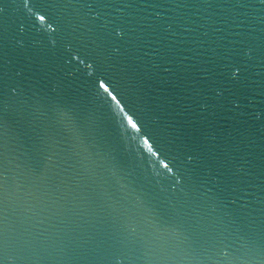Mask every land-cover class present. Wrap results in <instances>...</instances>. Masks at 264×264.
Listing matches in <instances>:
<instances>
[{"label":"water","instance_id":"obj_1","mask_svg":"<svg viewBox=\"0 0 264 264\" xmlns=\"http://www.w3.org/2000/svg\"><path fill=\"white\" fill-rule=\"evenodd\" d=\"M68 2L0 0L18 90L0 158V259L264 264V5ZM234 66L246 89L217 97ZM208 122L210 150L193 149Z\"/></svg>","mask_w":264,"mask_h":264},{"label":"snow or ice","instance_id":"obj_2","mask_svg":"<svg viewBox=\"0 0 264 264\" xmlns=\"http://www.w3.org/2000/svg\"><path fill=\"white\" fill-rule=\"evenodd\" d=\"M238 3H242L243 0H237ZM259 3L261 5H264V0H259ZM68 5L71 6L72 3L68 2ZM43 19V17H41ZM117 36L122 37L123 32L116 33ZM6 53L3 51V49H0V158L3 157L4 151L6 149V135L8 130V123L11 117V113L9 112V109L11 107L10 98L17 94L18 90L17 87L11 85L9 81V68H8V61L5 59ZM224 71H220V75H224L226 72V68H221ZM17 75H20L19 72H17ZM247 80L242 78L241 75V68L238 66H234L231 69L230 75L227 76L225 80H223L220 83V86L216 89V95L217 97L223 98L225 96V92L227 91L230 96H235L237 92L245 90L247 87ZM99 87L104 89L105 91H108V86L105 84L103 80L99 82ZM115 99V97H113ZM232 103H236L235 100H232ZM205 108H207V105H204ZM218 107H223V105H218ZM261 115H264V113H261ZM129 123L132 124L131 119L129 120ZM132 127H136L135 124H132ZM213 127L211 122H208V128L201 127L197 129V135L194 137L193 143L191 144V147L193 149H198L202 152L209 151L210 146L205 145L201 142V138L207 139L208 136V129ZM264 140V138H262ZM264 147V145H262ZM188 159L191 160L193 157L191 155V152L188 154ZM2 176L3 173H0V193L3 192L4 185L2 183ZM225 190L227 188L225 187ZM231 204L235 205L236 200L233 199L231 201ZM6 223V215L5 211L0 205V247L3 246V226ZM253 234L255 233V230L253 229ZM259 241L261 243L262 248H264V224L261 225L260 230L258 232ZM220 244L225 245V251H226V242L224 240L219 241ZM63 264H76V253L73 251L72 255H65L63 258ZM0 264H4V261L0 259Z\"/></svg>","mask_w":264,"mask_h":264}]
</instances>
